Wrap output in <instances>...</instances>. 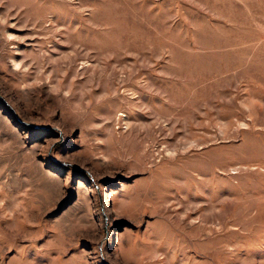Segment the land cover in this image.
I'll use <instances>...</instances> for the list:
<instances>
[{"label":"rangeland","instance_id":"1","mask_svg":"<svg viewBox=\"0 0 264 264\" xmlns=\"http://www.w3.org/2000/svg\"><path fill=\"white\" fill-rule=\"evenodd\" d=\"M0 264H264V0H0Z\"/></svg>","mask_w":264,"mask_h":264}]
</instances>
